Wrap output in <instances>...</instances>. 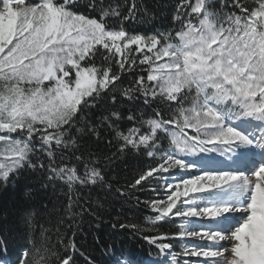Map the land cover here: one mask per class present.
Instances as JSON below:
<instances>
[{
  "label": "snow or ice",
  "instance_id": "snow-or-ice-1",
  "mask_svg": "<svg viewBox=\"0 0 264 264\" xmlns=\"http://www.w3.org/2000/svg\"><path fill=\"white\" fill-rule=\"evenodd\" d=\"M97 6V0L86 5ZM175 7L177 44L170 42L171 33H130L122 24H109V10L121 21L135 19V0L123 12L101 8L97 17L78 11L77 0H0V182L7 184L25 167H47L49 180L64 181L69 191L77 183L103 182L91 153L81 151L70 167L55 161H63L70 147L80 151L81 140L86 144L107 132L121 142L120 152L160 153L135 185L172 170L183 173L175 183L165 180L162 196L154 188L159 198L145 201L155 213L150 224L181 221L175 234L144 237L170 255L171 264H180L181 254L172 252L176 239L209 242L182 253L202 257L196 264H264V0H178ZM137 56L147 71L122 95L142 97L156 110L140 119L113 109L99 122L78 127L85 109L122 82ZM110 99L119 102L116 95ZM165 105L169 111L176 106L167 118ZM125 119L133 124L126 134ZM169 137L168 147H161ZM33 141L46 152L47 166L31 159ZM194 218L213 224L201 230ZM22 220L27 231L32 215ZM121 227L141 230L135 224ZM11 229L10 221L0 222V247H7L3 234ZM35 251L34 245L25 248L19 264H38ZM75 251L74 240H68L57 264H75Z\"/></svg>",
  "mask_w": 264,
  "mask_h": 264
},
{
  "label": "trees",
  "instance_id": "trees-1",
  "mask_svg": "<svg viewBox=\"0 0 264 264\" xmlns=\"http://www.w3.org/2000/svg\"><path fill=\"white\" fill-rule=\"evenodd\" d=\"M138 5L137 15L131 21H121L111 15L109 24H121L131 33L154 34L164 33L173 35L180 25L173 20L178 0H135ZM250 3V0H245ZM78 11L97 17L101 8L121 12L126 10L129 0H97L95 10L86 7L88 0H77ZM221 3L217 0L214 4ZM228 9H225L227 11ZM137 64L130 70L121 74L122 82L118 81L116 87L106 96L102 95L91 109H85L78 127L85 128L94 119L99 122L102 115L110 110L118 109L127 117L135 113L140 119H147L155 106L149 108L143 103V98L128 99L122 95L140 74L147 71V65ZM97 64L101 57L96 58ZM113 69L119 71L113 62ZM127 67V66H126ZM112 95L118 97V103L113 104ZM165 106V117L168 115ZM133 124L125 119L121 122V131L125 134ZM138 126V121H137ZM33 152L31 159L37 164H49L46 152L40 150L38 141L32 142ZM121 142L109 136L97 139L93 137L81 140L79 148L70 147L64 150L65 158L55 163L60 167L77 164L74 156L81 151L91 153L89 159L97 162L104 175L103 182L95 185L79 183L74 184L71 191L62 180H49L51 175L47 167H25L7 184L0 182V222L10 221L12 229L3 235L8 237L7 247H0V262L8 260L9 264H19L21 253L35 246V257L38 264H57V256L64 254V245L68 240H74L76 251L75 264H110L113 258L127 255L132 259L146 260L157 258L159 250L150 244L144 237L160 233L175 234L178 232L174 222H160L156 225L149 223V218L155 213L145 203L152 200V193L148 190L155 178L149 177L141 185H135L136 179L142 172L147 171L157 161L149 157L146 151L125 150L119 151ZM80 174L84 168L80 166ZM32 215L31 227L26 231L22 218ZM138 225L137 231L121 225ZM28 239H25V236ZM172 242V241H171ZM83 253V255H82ZM91 257V261H88Z\"/></svg>",
  "mask_w": 264,
  "mask_h": 264
},
{
  "label": "rangeland",
  "instance_id": "rangeland-1",
  "mask_svg": "<svg viewBox=\"0 0 264 264\" xmlns=\"http://www.w3.org/2000/svg\"><path fill=\"white\" fill-rule=\"evenodd\" d=\"M215 1H217V0H213V2H215ZM250 2H251V0H250ZM221 3H223V0H221ZM177 43H178V40L176 39L175 43H173V44H177ZM166 60H167V58H164V60L159 61V62H166ZM165 106L168 108L167 105H165ZM184 106L189 107L190 106L189 102L185 101ZM175 108H176V106L173 105L172 110L168 112V115L165 118H167L168 116H171L175 112ZM186 131H188L189 134H192V130L186 129ZM169 144H170V137L168 139H162L161 140V147L166 148V147H168ZM257 153L259 154V150H256V154ZM259 156H257L255 159H257ZM155 158H156V161H159L160 160V153H157ZM257 160H259V159H257ZM181 175H183V173L179 170H172L169 174H164L163 177L156 175L154 183H152V185H150V187L148 189L152 193V199L159 198L158 194L153 191L154 188L161 189L159 195L162 196L163 195V186H164L165 180L167 179V180L175 183ZM206 220L207 219L200 220L198 218H194L192 223L195 225L196 228L203 230V225H206L208 223L209 225H206V226H208V227L211 226V223L208 220L207 221ZM180 223H181V221L179 219H176L174 222L175 226H177L176 228L178 229V231L180 230L179 229ZM196 240H198V239H185V240L176 239V240H172L173 247H174L173 249L175 251H177V254H181V255H179V257L181 258L180 264H181L182 260H183V262L188 261L189 264L191 263V259L188 256L182 255V253L185 251V249L192 248L193 246H196V245H207L209 243L207 241H201V240L196 241ZM160 254H162V253H160ZM193 260L195 262L198 260L202 261L203 258L202 257L201 258L193 257ZM5 264H8V263H5Z\"/></svg>",
  "mask_w": 264,
  "mask_h": 264
},
{
  "label": "bare ground",
  "instance_id": "bare-ground-1",
  "mask_svg": "<svg viewBox=\"0 0 264 264\" xmlns=\"http://www.w3.org/2000/svg\"><path fill=\"white\" fill-rule=\"evenodd\" d=\"M259 156V155H258ZM237 216L239 215V214H236ZM207 221V220H206ZM208 221H210V220H208ZM205 223V222H204ZM208 224V223H207ZM209 225V224H208ZM208 227H206L205 229H203V230H206ZM196 241H200V240H196ZM190 249V248H189ZM190 259H191V263L190 264H196V262H194V260H193V257H190V256H188ZM185 259V258H184ZM189 264V263H188Z\"/></svg>",
  "mask_w": 264,
  "mask_h": 264
}]
</instances>
